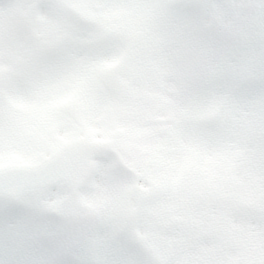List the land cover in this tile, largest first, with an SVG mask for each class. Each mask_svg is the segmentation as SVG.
<instances>
[{"label": "clouds", "instance_id": "1", "mask_svg": "<svg viewBox=\"0 0 264 264\" xmlns=\"http://www.w3.org/2000/svg\"><path fill=\"white\" fill-rule=\"evenodd\" d=\"M0 264H264V0H0Z\"/></svg>", "mask_w": 264, "mask_h": 264}]
</instances>
